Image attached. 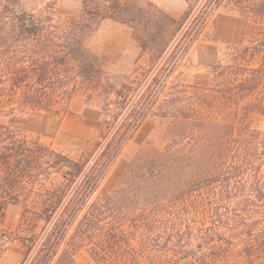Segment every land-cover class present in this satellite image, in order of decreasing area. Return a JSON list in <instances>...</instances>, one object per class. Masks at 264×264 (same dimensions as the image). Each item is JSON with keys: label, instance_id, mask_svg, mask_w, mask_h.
<instances>
[{"label": "trees", "instance_id": "1", "mask_svg": "<svg viewBox=\"0 0 264 264\" xmlns=\"http://www.w3.org/2000/svg\"><path fill=\"white\" fill-rule=\"evenodd\" d=\"M186 1L176 19L147 0H80L85 23L59 29L27 14L18 0H2L1 13L12 18L0 21V99L17 96L22 105L49 110L78 84L101 85L115 97L110 122L78 159L0 122V219L6 205H22L29 238L20 264H76L79 251L93 264H232L231 252L264 259V134L244 121L264 116V28L210 66L213 96L174 86L160 98L209 11L228 1L264 19V0ZM99 20L130 28L144 63L133 78L107 73L103 58L83 45L82 32ZM68 68L73 78L62 74ZM215 100L233 106L242 121L204 118L197 107ZM149 114L157 118V138L130 158L111 192L93 199Z\"/></svg>", "mask_w": 264, "mask_h": 264}, {"label": "rangeland", "instance_id": "2", "mask_svg": "<svg viewBox=\"0 0 264 264\" xmlns=\"http://www.w3.org/2000/svg\"><path fill=\"white\" fill-rule=\"evenodd\" d=\"M147 1L176 19L180 18L188 7L186 0ZM260 1L243 0L249 4ZM232 4L223 1L218 8L209 11L203 17L204 20L199 27L200 34L184 51L175 71L167 79L160 98L171 92L174 86L185 87L188 92L192 89H209L213 83L210 66L223 59L225 54L230 53L234 48L255 40L258 30L264 28V19L247 16L246 12L235 7V3ZM18 6L27 14L40 19L44 26H56L62 29L74 25V22L83 24L87 20L82 13L80 0H18ZM2 11L3 2L0 0V21L6 16L7 22H11L12 17L2 14ZM82 35L83 45L90 52L99 54L103 58L102 65L107 73H118L133 78L135 76L133 70L144 64L142 60L137 61L138 48L131 38L130 28L126 25L99 20L91 22ZM22 50H24L22 47H17L13 51L17 57H20L24 55ZM73 73L72 68L62 72L72 78ZM70 82L73 85L74 81ZM77 86L69 96L55 100L49 110L22 105L17 96L11 97L9 101L6 98L0 99V122L41 145L52 146L78 159L110 122L109 114L112 115L111 110H114L112 104L115 97L106 92L101 85L85 87L78 84ZM68 88L70 89V85ZM208 92V90L204 91L207 95L213 96L212 92ZM213 102L214 105L212 104L208 109L197 107L204 118L235 124L242 121V118H239L241 115L236 116L233 113V106H221L216 100ZM110 104L111 107H108ZM244 121L251 128L264 134V116L253 113L247 115ZM158 131L157 118L149 114L123 145L101 179L93 199L113 190L126 171L130 158L150 141L155 140ZM262 174L264 176V168ZM22 210L21 204H9L3 209L0 219V264H20L26 252L25 244H28L29 235L20 225ZM40 226L41 224L38 223L33 230L38 232ZM70 231L68 234L71 233ZM193 242V247L196 249L195 246L200 241L195 239ZM63 246L64 243L61 244L58 252ZM204 250L202 248V251ZM227 259L232 264H264L262 256L247 258L235 252H231ZM74 260L76 264H93L84 251H79L74 256ZM182 264L199 263L188 259ZM215 264L224 263L220 261Z\"/></svg>", "mask_w": 264, "mask_h": 264}]
</instances>
